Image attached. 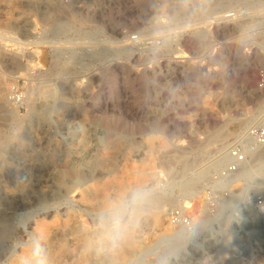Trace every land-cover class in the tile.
Returning <instances> with one entry per match:
<instances>
[{
	"label": "rangeland",
	"instance_id": "1",
	"mask_svg": "<svg viewBox=\"0 0 264 264\" xmlns=\"http://www.w3.org/2000/svg\"><path fill=\"white\" fill-rule=\"evenodd\" d=\"M262 51L264 0H0V264H264L240 208L264 148L221 176L264 112ZM136 189L114 242L106 213Z\"/></svg>",
	"mask_w": 264,
	"mask_h": 264
},
{
	"label": "built area",
	"instance_id": "2",
	"mask_svg": "<svg viewBox=\"0 0 264 264\" xmlns=\"http://www.w3.org/2000/svg\"><path fill=\"white\" fill-rule=\"evenodd\" d=\"M258 89L264 93V68L259 73ZM264 148V112L258 121L251 125L243 134L241 139L228 150L229 162L223 169L221 176L232 182L240 172L247 166L251 155ZM242 211L264 212V187L259 191L245 190L240 195ZM170 222L176 228L188 229L192 225L189 215L182 207H176L170 214Z\"/></svg>",
	"mask_w": 264,
	"mask_h": 264
},
{
	"label": "clouds",
	"instance_id": "3",
	"mask_svg": "<svg viewBox=\"0 0 264 264\" xmlns=\"http://www.w3.org/2000/svg\"><path fill=\"white\" fill-rule=\"evenodd\" d=\"M149 189H136L126 198L115 202L106 213L107 224L113 229L114 242H118L125 234V218L134 217L139 206L150 196Z\"/></svg>",
	"mask_w": 264,
	"mask_h": 264
},
{
	"label": "bare ground",
	"instance_id": "4",
	"mask_svg": "<svg viewBox=\"0 0 264 264\" xmlns=\"http://www.w3.org/2000/svg\"><path fill=\"white\" fill-rule=\"evenodd\" d=\"M163 9V7H162ZM165 10V9H164ZM225 12V11H224ZM179 17V16H178ZM62 22V21H60ZM59 22V24L57 25H53V31L57 32V31H62L61 28L62 27V24ZM157 22V21H156ZM160 22V21H158ZM198 23V22H197ZM51 30V31H52ZM259 63H262V61H264V51H262L260 54H257V60ZM259 65V64H258ZM3 85V84H2ZM12 90V89H11ZM2 91V90H1ZM7 91V90H6ZM6 94V93H5ZM13 95V94H12ZM11 96V95H10ZM9 98V97H8ZM13 98V97H11ZM16 99H18V96H15ZM12 100V99H11ZM15 100V99H14ZM263 112V106L261 107H257L255 109H252L251 111H249V116L247 119L245 120H240V122L238 123V125L236 126V128H241L242 126L244 125H247L248 122H251V121H255V123L258 121L259 119V115L260 113ZM258 113V114H257ZM260 150L254 152L253 154H256L257 152H259ZM252 154V155H253ZM251 155V156H252ZM256 156V155H255ZM258 156V155H257ZM256 158V157H255ZM251 159V158H250ZM251 161V160H250ZM258 161H261L263 162L262 164H264V150L261 152L260 151V154L258 156ZM189 163V162H188ZM250 163V162H249ZM185 166V165H184ZM189 167V166H188ZM163 199V198H162ZM168 199V198H167ZM170 200V199H168ZM149 201L152 203L151 205L156 208L157 210H162V206H163V200H161L160 198H156V197H153V198H150ZM190 206H188L187 204L185 206H183L182 208H184V210L186 211V214L190 216ZM194 209V208H193ZM141 210V209H140ZM163 211V210H162ZM161 211V212H162ZM138 213H140V211H138ZM256 214V217L260 218V219H264V212H258V213H254ZM247 216V215H245ZM249 217V216H248ZM37 224V223H36ZM170 228H173L174 226L172 225V223L170 222ZM44 227V226H43ZM88 242V241H87ZM87 246V245H86ZM234 246V245H233Z\"/></svg>",
	"mask_w": 264,
	"mask_h": 264
}]
</instances>
